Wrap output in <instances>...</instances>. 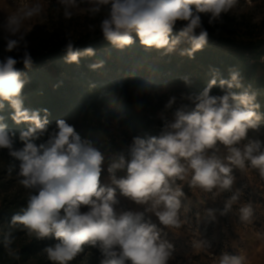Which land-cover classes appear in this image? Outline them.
<instances>
[{"label": "clouds", "instance_id": "clouds-1", "mask_svg": "<svg viewBox=\"0 0 264 264\" xmlns=\"http://www.w3.org/2000/svg\"><path fill=\"white\" fill-rule=\"evenodd\" d=\"M87 5L92 16L102 14L99 31L103 39L123 50L134 43V37L146 49H163L170 53L180 44L190 47L181 52L189 58L208 43L209 33L203 26L223 23V16L237 8L239 0H58L65 18L73 10ZM42 13L40 4L22 5L0 24L5 53L0 58V110L4 102L13 109L11 119L27 123L15 147L16 133L8 130L0 116V149L19 161L15 166L19 184L29 192L26 206L16 212L11 226H21L37 240L53 238L56 242L43 249L51 264H70L85 246L100 250V264H169L173 245L162 237V231L144 212L119 211V196L155 215L160 225L170 229L182 224L181 209L184 192L178 181H187L213 197L232 192L233 168L241 171L250 167L264 178V145L248 140L250 129H257L261 116L255 95L236 94L241 87L240 75L232 72L229 80L220 79L222 95H212L217 84L214 76L199 95L183 97L172 120H164L156 136L133 138L128 156L111 157L107 166L110 183H102L106 157L91 141L82 139L75 127L64 119L56 122L49 132L47 109L24 108L22 91L27 83L26 73L17 67L31 69L33 57L28 50L25 22ZM178 22V31H174ZM95 30V26H91ZM65 62L77 65L81 57L95 55L92 47L76 48L69 38L64 49ZM104 61L89 65L91 70L104 67ZM187 83V79L185 78ZM177 98L171 97L165 110L172 109ZM44 115L41 116L40 112ZM47 134L45 142L36 140ZM221 146L226 155L219 154ZM119 171L125 175L117 176ZM240 199L239 192L225 201L221 214L232 210ZM239 220L251 221L252 206L246 203L238 209ZM215 210L207 216L215 218ZM15 237L4 233L3 246L10 257L19 259L12 247ZM218 264H245V257L227 252L219 256Z\"/></svg>", "mask_w": 264, "mask_h": 264}, {"label": "trees", "instance_id": "trees-1", "mask_svg": "<svg viewBox=\"0 0 264 264\" xmlns=\"http://www.w3.org/2000/svg\"><path fill=\"white\" fill-rule=\"evenodd\" d=\"M180 26L178 22L174 31ZM206 30L208 43L192 58L181 55L190 47L188 44L182 43L174 51L165 53L163 49H146L135 37L132 45L120 50L105 41L99 30L71 39L76 48L92 47L95 50V55L81 57L78 65L65 62L63 49L66 40H60L43 51H31L34 60L31 69H25L23 64L17 65L26 73L23 106L29 110L47 109L49 132L56 128L57 120L64 119L75 127L82 139L91 141L104 155L123 154L127 157L134 137L159 134L164 121L160 114H174L181 104L190 105V101L183 97L199 95L214 76L217 84L211 94L222 95L219 80H229L232 72H238L241 87L233 88V92L254 94L255 103L259 105L257 112L261 116L258 122L261 132L250 129L244 143L259 140L264 145V37H231L214 29ZM101 60L105 62L103 68L90 69L89 65ZM166 86H171L170 93L177 98L176 104L168 110L164 106L172 96L168 95L169 92L157 93ZM4 104L0 110V116L4 118L2 122L8 130L16 133L15 147H23L19 134L30 125H17L11 119L14 110L7 102ZM40 114L43 117V111ZM114 126L119 135L112 132ZM46 139L47 134L35 143L39 145ZM1 150L8 153L6 149ZM20 209L17 205L0 209V264H49L38 256L56 241L32 237L28 242L19 243V236L25 232L21 226H11L10 222ZM8 231L15 237L12 247L19 259L10 257L4 249L3 236ZM101 259L98 248L85 246L84 252L70 264H100Z\"/></svg>", "mask_w": 264, "mask_h": 264}, {"label": "rangeland", "instance_id": "rangeland-1", "mask_svg": "<svg viewBox=\"0 0 264 264\" xmlns=\"http://www.w3.org/2000/svg\"><path fill=\"white\" fill-rule=\"evenodd\" d=\"M37 3L41 5L42 13L26 21L24 25L28 32L26 40L30 52L43 51L60 40L78 38L93 31L91 26H95L94 31L99 30L102 14L92 17L87 11L86 4L82 3L79 8L74 9L69 19L64 17L58 0H34L32 5ZM17 10L18 8L11 3H1L0 24ZM202 22L205 29H214L213 31L224 36L264 37V0H254L253 4L248 6L239 0L237 8L223 16V23L209 25L207 16H202ZM5 54L17 56L16 53L4 52V41L0 38V58ZM170 90L171 86H166L157 93L162 95L169 92L168 95L173 97ZM160 117L172 120L173 114H160ZM256 130L261 132L260 128ZM112 132L115 135L120 134L116 126ZM219 154L222 157L226 155L222 146ZM112 156L114 155H105L104 171L101 175L102 183L105 184L110 183L107 166ZM18 165L19 161L0 149V209L16 205L21 208L26 206L29 192L19 184L16 170L13 168L9 172V168L12 166L17 168ZM232 174L235 177L232 192H224L215 197L198 188H190L187 181H178L185 194L182 201L184 207L181 209L182 224L178 228L168 229L160 225L154 214L145 212V206L119 196V193L117 209L144 212L146 220L151 219L157 224L162 231V237L173 245V255L169 264H218L219 256L225 252L245 257V264H264V178L250 167L242 171L234 167ZM123 175H125L123 171L117 173L118 177ZM237 191L240 199L233 204L231 211L222 215L225 201ZM246 203L252 206L253 216L250 222L243 223L239 220L238 209ZM208 209L215 210L214 219L207 216ZM32 237L24 233L19 236V243L28 242ZM38 257L51 264L43 251ZM33 262L34 259L31 260V263Z\"/></svg>", "mask_w": 264, "mask_h": 264}, {"label": "built area", "instance_id": "built-area-1", "mask_svg": "<svg viewBox=\"0 0 264 264\" xmlns=\"http://www.w3.org/2000/svg\"><path fill=\"white\" fill-rule=\"evenodd\" d=\"M33 1L34 0H0V4L11 3L19 9L22 5L25 4L31 6ZM47 1H53V0H47ZM242 1L244 2L245 6H248V5H252L254 0H242Z\"/></svg>", "mask_w": 264, "mask_h": 264}]
</instances>
